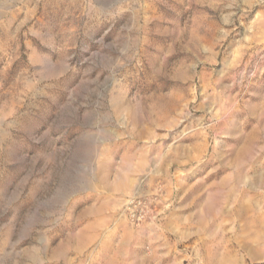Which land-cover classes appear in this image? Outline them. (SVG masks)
Listing matches in <instances>:
<instances>
[{
    "label": "rangeland",
    "instance_id": "1",
    "mask_svg": "<svg viewBox=\"0 0 264 264\" xmlns=\"http://www.w3.org/2000/svg\"><path fill=\"white\" fill-rule=\"evenodd\" d=\"M0 264H264V0H0Z\"/></svg>",
    "mask_w": 264,
    "mask_h": 264
}]
</instances>
